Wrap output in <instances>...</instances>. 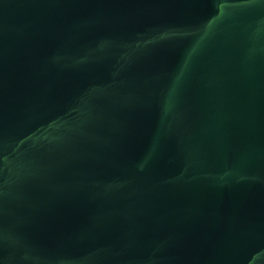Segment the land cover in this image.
<instances>
[{
	"label": "water",
	"instance_id": "water-1",
	"mask_svg": "<svg viewBox=\"0 0 264 264\" xmlns=\"http://www.w3.org/2000/svg\"><path fill=\"white\" fill-rule=\"evenodd\" d=\"M0 264H264V0H0Z\"/></svg>",
	"mask_w": 264,
	"mask_h": 264
}]
</instances>
